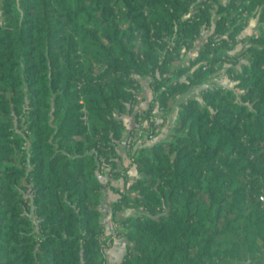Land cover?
<instances>
[{
  "label": "trees",
  "instance_id": "16d2710c",
  "mask_svg": "<svg viewBox=\"0 0 264 264\" xmlns=\"http://www.w3.org/2000/svg\"><path fill=\"white\" fill-rule=\"evenodd\" d=\"M196 2L0 0V264H108L105 188L117 178L113 216L138 209L119 221L130 242L119 264L264 256V30L234 73L239 96L217 86L181 101L175 138L131 154L132 183L114 157L140 115L174 109L177 94L211 75L204 62L229 47L223 34L237 14L264 12V0H215V13L206 5L186 16ZM205 25V48L174 69ZM194 66L191 83L176 79ZM126 115L135 123L125 137Z\"/></svg>",
  "mask_w": 264,
  "mask_h": 264
},
{
  "label": "rangeland",
  "instance_id": "374dc122",
  "mask_svg": "<svg viewBox=\"0 0 264 264\" xmlns=\"http://www.w3.org/2000/svg\"><path fill=\"white\" fill-rule=\"evenodd\" d=\"M227 1L229 0H221V2L223 3H226ZM206 5L210 6L211 11H213L214 13L215 11H217L218 6L215 0H198V2L192 4L191 13H188L186 16H190L192 15V13H197ZM215 16L216 18L218 17L216 14ZM235 18L236 19H234V21L230 22L228 25V27L230 28L229 31L225 33V36L223 34V37L228 38L229 47H224L219 51L220 57L214 65L208 63L207 61L204 62L203 70L213 69L211 75L205 81L191 86L187 92L183 94H177L175 97V101L173 99L171 101L172 103L175 102L176 107L179 106V103L181 101H187L189 98H198L200 101H202L203 91H205L209 87L223 86L226 88H230L234 91L236 96H239L240 93H242L241 88L237 86V80L234 79V73L238 72L242 68V65L248 61L249 52L247 51V49L253 43L251 41V37L259 36L262 30H264V12L262 9H259L253 14H250L246 11L241 13V15L237 14ZM83 21L84 19L82 20V22ZM237 25H242V29L237 33L236 38H231L229 36V32L235 30ZM210 35H213L212 26L205 25L201 36L194 43H191L190 47L185 46L182 49L181 57L175 62L173 68L178 69L181 67L189 66L192 61L197 57L200 50L205 48V45L208 42ZM220 36L222 35L220 34ZM92 41L93 40L91 39L88 40L82 47H91L90 45ZM196 66H194V68L190 69L187 73L183 74L182 76L176 77V79H178L179 81L191 83V76L195 75L194 71L196 69ZM151 80L152 77L146 78V81L148 82ZM142 95L143 94L137 95V101L134 104L135 111L139 113L148 108L149 101L152 99L153 96V90L148 89L145 92V95ZM156 107H158L159 110L156 108L152 112L150 118L144 119V121L147 123L145 125L146 132H143L141 134L135 132L132 135V139L128 146L130 147L129 149H133V147L135 149V147H137L135 150L133 149V153L143 146H150L154 143L170 141L175 138V128L178 122V115L176 114L177 112L172 113L173 109L170 108L166 110L159 106ZM134 116L133 123H135ZM124 124L126 128L127 126H129L128 122H124ZM135 142L137 144L136 146ZM105 162L106 161H104L103 159L102 168ZM124 169H127L126 171L130 170L129 168L125 167L122 170ZM116 226L117 224H113L114 235H117V231L115 230ZM103 238L106 240L105 235L103 236ZM221 239L224 241V236H222ZM226 239L228 241H232L233 239H235V237L227 236ZM254 261L255 264H264V256L258 259L257 261L254 259ZM227 264L238 263L234 260L229 259L227 261Z\"/></svg>",
  "mask_w": 264,
  "mask_h": 264
},
{
  "label": "crops",
  "instance_id": "0c3cea01",
  "mask_svg": "<svg viewBox=\"0 0 264 264\" xmlns=\"http://www.w3.org/2000/svg\"><path fill=\"white\" fill-rule=\"evenodd\" d=\"M156 108L158 109V107ZM178 110H179V107L175 106L174 109L172 110V113L177 112L176 114L178 115ZM124 122L129 123V126H127L125 134H124L126 137L134 129L133 117L126 115L124 117ZM133 134H131L130 136H132ZM167 140H170V139H167ZM127 144H128V139L125 140L124 138L122 143L118 146V150L115 151L114 157L116 160H118L119 169L122 170L124 167L130 169L127 172L129 174L130 183H132L133 181L136 180V178L138 177V174H137L135 167L131 165V159H130L131 154H133L132 151L134 147L133 149H129L130 147ZM136 145L137 144L135 142V146ZM136 148L137 147H135V149ZM124 186L125 184H124L123 178H117V179H113L111 183H109L105 188L106 209L109 211V216L107 220L108 226L104 229V235L106 236V241H108V243L110 244V246L107 247L106 249L107 257H108V264H119L126 252V246L130 244V242L126 240V237L124 236V234H122L123 228L120 225L119 221L123 219L126 215L133 214L134 212L138 211V209H135V208L124 207L116 213L115 217L113 216L112 206H113L114 201L118 198V194L115 193V189L122 190ZM113 224H117L115 228V230L118 232L117 235L113 234L114 232ZM111 239H113L112 243H111Z\"/></svg>",
  "mask_w": 264,
  "mask_h": 264
},
{
  "label": "built area",
  "instance_id": "2783aa9c",
  "mask_svg": "<svg viewBox=\"0 0 264 264\" xmlns=\"http://www.w3.org/2000/svg\"><path fill=\"white\" fill-rule=\"evenodd\" d=\"M84 119H86V117H84ZM138 119H139V126H138V128L140 130L138 129L137 130L138 132H136V133L141 134V133H143L142 132V128L143 127H146L145 125L147 123L144 121V118H143L142 115H140ZM131 139H132V136H130L129 139H128V145H129ZM102 169H103L104 172H110L112 170V167H111V165L109 163L105 162Z\"/></svg>",
  "mask_w": 264,
  "mask_h": 264
}]
</instances>
